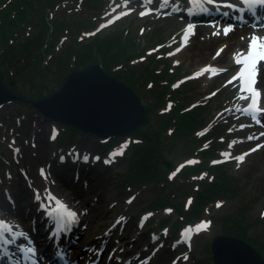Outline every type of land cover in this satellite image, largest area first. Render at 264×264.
I'll list each match as a JSON object with an SVG mask.
<instances>
[{"label": "rangeland", "instance_id": "obj_1", "mask_svg": "<svg viewBox=\"0 0 264 264\" xmlns=\"http://www.w3.org/2000/svg\"><path fill=\"white\" fill-rule=\"evenodd\" d=\"M0 1L8 3L11 0ZM163 1L106 0L101 10L92 6L89 0H62L52 10L51 18L59 22L65 20L71 28L73 24L83 22L91 28L84 30L76 43L72 37H63L59 48L76 45L78 49L95 37L127 32L128 38L137 41L134 47L141 56L132 64L140 71L137 77L153 78L151 83H140L141 93L134 89L133 79L130 81L133 87L129 85L140 96L146 110L164 95L167 88L174 93L166 97L163 110L154 109L152 118L147 110L149 124L154 117L161 121L172 117L175 121L181 114L199 109L195 118L199 121L198 130L192 135L179 131L177 137L170 138L174 144L167 155L176 163V167L170 169V180L175 181L184 167L199 163L196 157L200 153L192 148L200 139L196 144L209 147L211 165L218 168L209 177L214 179L219 175L225 184H232L233 196L218 199L221 202L214 207L211 218L203 216L192 226L180 225L174 209L154 204L170 195L172 204L182 201L187 205L196 198L197 183H188L189 195L183 192V195L178 192L163 195L158 182L132 185L127 180V172L133 149L141 142L139 136H126L110 149L107 148L108 141L89 132H80L74 143L67 142V146L62 147L58 143L63 132L60 124L47 119L29 103L10 102L0 108V216L26 234V238L15 242V247L27 245L22 239L32 242L49 239L44 242L49 243L45 249L56 248L54 243L50 244L52 239L54 241V221L41 220L46 213L37 209L41 202L35 199V190L36 185L44 181L58 184L59 179H63L67 187L61 189L62 195L69 199L82 196L87 203L78 214L82 225L76 236L80 240L70 250L69 263H74L80 250L75 246L92 243L89 248L82 249L81 253H85L79 261L87 256V260L94 263L102 250L107 249L110 254L101 264H213L211 244L215 238L225 236L224 228L229 227L224 224V218L235 225L249 226V238L255 239L257 245L254 248L261 254L259 249L264 245V114L259 115L261 122L257 123L242 111L249 102L242 98L248 94L241 87L243 82L237 78L240 64L229 74L233 70L231 67L236 65L233 58L230 59L236 50L228 54L227 62L214 65L215 76H209L211 71L206 73L203 67L193 64L186 47L188 26L192 25L194 30L204 24L191 20L188 0H169L165 7ZM249 26L259 32L264 30V25ZM259 39L263 41L264 37ZM250 42L249 39L247 50H250ZM121 43L116 50H121ZM124 59L126 55L121 56L122 62ZM148 67L154 75L148 72ZM120 74V78L113 76L126 83L129 74L122 70ZM222 74L223 77L229 75L223 78ZM33 77L39 81L49 80L41 77L38 68ZM55 78L59 82L64 80V77ZM30 82L23 80L15 87H19L22 94L32 96ZM261 90L260 107L264 109V89ZM176 91L180 93L176 94ZM76 155L79 160L74 161ZM238 156H244L242 163L237 161ZM80 168L83 171L78 179L76 174ZM41 170H44V176ZM14 188L18 207L7 205L4 209L7 203L4 190L15 192ZM39 199L46 200L41 194ZM185 236L191 238L188 245L184 244ZM148 244L145 252L143 248ZM59 247L63 248V244Z\"/></svg>", "mask_w": 264, "mask_h": 264}, {"label": "trees", "instance_id": "obj_2", "mask_svg": "<svg viewBox=\"0 0 264 264\" xmlns=\"http://www.w3.org/2000/svg\"><path fill=\"white\" fill-rule=\"evenodd\" d=\"M105 1L89 0L92 6H97L101 10H103ZM61 2L62 0H11L8 3L0 1V70L4 72L6 79L14 80L16 84L23 80L24 82L30 80L33 94L32 96L27 95V97L30 100H39L60 90L71 72L85 70L98 63L103 66L106 72L112 73L117 78L121 77V70L127 72L130 78L128 81L125 79L126 83L131 85V79L135 80H132L135 85L134 89L137 93H141L140 83L142 81L151 83L153 78L139 79L137 77L140 71L132 64L141 56L136 52V46L134 47L137 41L128 38L127 32L109 34L104 38L95 37L93 41L86 42L78 49L76 45L62 47V50L59 48L63 37H72L76 43L79 35L84 30L91 28L84 22L73 24V28H71L65 20L59 22L51 18L52 10ZM120 42H122L121 48H119L121 50L118 51L116 49ZM123 55H126L125 62L121 61ZM36 68H38L41 77H46L49 80L39 81L34 78L33 72L36 71ZM148 72L155 74L149 67ZM54 76L64 77V80L59 82ZM47 81L48 83L45 84ZM131 86L133 87V85ZM14 90L19 94L24 93L19 90V87H15ZM170 93L174 94L171 89L167 88L162 97L158 95L159 97L153 101L151 108L147 109L150 117L154 116V109H158V111L164 109L166 97L170 96ZM175 93L179 94L180 92L176 91ZM198 111L199 109L193 113L185 112L176 117L175 121L172 117L162 119V121L154 117L151 124L136 131L133 135L139 136L141 142L133 149L132 157L130 156L129 159L130 169L127 172V180L132 185L146 186L158 182L163 195H166L167 192L171 195L174 194L173 192L189 195L188 183H197L196 198L187 205H184L182 201L176 205L172 204L170 195L160 198L154 204L158 207L174 209L179 215V224L183 226L192 225L203 216L211 218L214 207L221 202L218 199L223 196H233L232 184L227 182L225 184L219 175H216L214 179L209 177V174L218 168L211 165L212 158H210L211 152L208 151L209 147L204 144L202 146L196 144L200 139L194 142L192 148L196 153H200L199 157H196L199 163L187 164L188 166L181 170L175 181L170 180V169L176 167V163L170 160L167 155L168 149H171L174 144L170 138L173 135L177 137L179 131L185 132V134L196 132L199 121L195 118ZM61 127L63 132L58 143L62 147L67 146V142L74 143L73 141L80 131L68 126ZM120 141L121 138L109 139L107 148L115 147ZM181 180L186 183L183 184ZM223 222L229 226L224 228L226 235L238 237L253 246L257 245L254 242L255 239L249 238V226L235 225L226 218L223 219ZM260 248L259 250L264 256V245Z\"/></svg>", "mask_w": 264, "mask_h": 264}, {"label": "water", "instance_id": "obj_3", "mask_svg": "<svg viewBox=\"0 0 264 264\" xmlns=\"http://www.w3.org/2000/svg\"><path fill=\"white\" fill-rule=\"evenodd\" d=\"M61 89L40 100H28L0 70V108L10 102L30 103L47 119L91 133L104 140L133 135L149 124L146 107L135 90L107 73L101 64L73 71ZM214 264H264L253 245L238 237L220 236L212 242Z\"/></svg>", "mask_w": 264, "mask_h": 264}, {"label": "bare ground", "instance_id": "obj_4", "mask_svg": "<svg viewBox=\"0 0 264 264\" xmlns=\"http://www.w3.org/2000/svg\"><path fill=\"white\" fill-rule=\"evenodd\" d=\"M228 1L229 2H234V1L237 2V0H228ZM238 1L240 3H242L241 0H238ZM221 2L226 3L227 0H214L213 4H208L205 2V0H201V2H199L198 4L200 5V3H203V5H204L206 3V4L210 5L209 9L213 10V9H215V7H218V5H221L220 4ZM165 4H167V3H165ZM211 5H212V7H211ZM263 10H264V8H263ZM259 12L260 11L257 10L256 14L261 13V12L260 13ZM214 19L216 20V18L211 17L210 21H214ZM207 20H209V18L206 16L204 17L203 20L200 18V22L204 24L203 27L201 25L198 26L199 28L194 29L192 32H189L188 35L186 36L187 37L186 47H187L188 57L193 62V64L196 63L197 66L203 67L202 69H204L203 71H206V73H207V71L209 72V70H207V69H211L212 73H208V75L212 77V76H215V71H216L215 67H213V66L217 65V64H224L225 61L227 62L228 61V54H230L232 51L236 50L235 53L230 57V59L233 58L236 65L231 67L233 70H231L229 72V74L234 73L236 70V69L234 70V68L239 67L238 63H236V61L238 59H241V54H247V52L249 51V50H247V48H249V47H247L248 45L246 46L247 42H249V39L251 40L252 37H258V38L262 39L264 37V30H260V32H259V31L252 29L250 26L247 27L248 25L243 24L241 27H239V26H235V25L227 23V24H229L228 26H230V25L233 26V30L231 32H229L227 35H225L224 34V28L226 27L225 23H222V21H215V22H212L214 24H212V23L208 24L209 21H207ZM213 25H215V27ZM205 26H209V27H205ZM219 26H221V27H219ZM217 33H219V34H217ZM189 41H190V43H188ZM221 49H222V51H219ZM218 51H219V54L216 55ZM242 67L243 66L240 65V67H239L240 71H241ZM258 69H259V71L257 73V83L254 85V87L261 92L262 91L261 90L262 89L261 83L264 80V61H260L258 63ZM240 71H239V73H240ZM229 74L225 75L224 77L228 76ZM222 77H223V74H222ZM238 80L240 81L241 79H238ZM248 102H249V104L251 103V97L248 98ZM259 104H261V103H259ZM260 109H261V107H260ZM76 156H78V155H76ZM76 156L74 158H76ZM82 169L83 168L79 169V174H78L79 178L81 176L80 172L83 171ZM29 180L31 181V179H29ZM47 186H49V187H47ZM63 187H65V188L67 187V183L64 182L63 179H59L58 184L54 183V182H50V181H48V183H46V181H44L43 184L36 185L35 191H36V193H40L46 199L48 196L47 193L48 194L50 193L51 195L55 196L58 200L65 203L71 211H73L75 213H79L80 210L87 205L86 201L83 199L82 196L79 197L76 194H75L76 196L74 199H71V198L69 199L67 196L62 195V193L60 191ZM46 202L47 203L49 202L50 205L52 204L51 203L52 201H50L48 199ZM51 206H54V203ZM53 226L58 227L59 225L57 224V222H55L53 224ZM14 231L18 232V230L15 228H14ZM38 232H39V230H38ZM42 233L43 232H41V234ZM91 245H92V243H90V244L83 243L81 246H78L79 247L78 250L79 249L80 250H79V253L77 254V257L75 258V260H77L83 256L82 255L81 257H79L83 248H85V247L89 248ZM44 246H45V244L43 242L34 241L33 243H30V246H28V247H34L36 249V254L33 257V260H36L37 257L39 256L40 259H39V257H38V259L41 260V264H46V263L48 264L50 262L51 256L49 257L48 255L43 254L44 250L39 252L42 248H44ZM149 246H150L149 244L147 245V247L144 246L145 248H143V249H145V252L147 251V248H149ZM72 247H73V245H72ZM39 248H40V250H39ZM109 254H110V251H108L107 249L103 250V253H100L98 255V259L95 262V264H100L103 262V260L106 261ZM19 255H20V257L22 256L21 254H19ZM86 258L87 257H84L83 261H79V260L78 261L82 264H88V263H84V262H87ZM17 259H19V257H17L16 260Z\"/></svg>", "mask_w": 264, "mask_h": 264}, {"label": "snow or ice", "instance_id": "obj_5", "mask_svg": "<svg viewBox=\"0 0 264 264\" xmlns=\"http://www.w3.org/2000/svg\"><path fill=\"white\" fill-rule=\"evenodd\" d=\"M149 2H151V0H149ZM167 2H169V0H165V3ZM195 2L199 3L201 2V0H195ZM205 2L208 4H213L214 0H205ZM241 2L247 6L249 12L252 15H256V11L258 8H264V0H241ZM226 7L233 8V5L228 4L226 5ZM201 10L205 11V9ZM240 19L243 18L241 17ZM213 26L215 27V25ZM232 30L233 26L231 25L225 27L224 34L227 35ZM187 31L192 32L193 26L189 25ZM219 51H222V49ZM219 51L217 55L219 54ZM260 61H264V41H261L258 37H252L250 42V50L247 52V54H241V59H238L236 63L243 66L237 78L243 81L241 87L243 91L248 94L247 96H244L242 98L248 99L249 97H251V103L247 108L242 109V111L255 119L257 123L261 122L259 119L261 109L257 101V98L261 95V92L257 90L254 85L257 83V73L259 71L258 63ZM207 70L211 71V69ZM225 70L226 69H218L217 71ZM261 88L264 89V82L261 83ZM236 159L238 162L242 163L244 160V156H238L236 157ZM41 175H45L44 170H41ZM36 198H40L39 193L36 194ZM47 199L55 204L54 210L49 213V215L55 217L58 225H67L75 222L76 213L71 211L65 203L58 200L50 193L48 194ZM21 238H26V234L23 231L16 232L14 231L13 225L0 220V252H3L4 256H9L10 258L8 246L15 244V242ZM18 251L24 256L26 260H31L32 264H35L33 257L36 254V249L34 247L24 246L20 247Z\"/></svg>", "mask_w": 264, "mask_h": 264}]
</instances>
